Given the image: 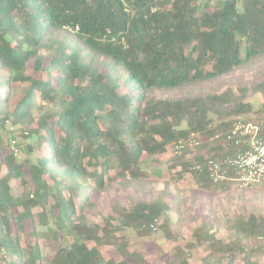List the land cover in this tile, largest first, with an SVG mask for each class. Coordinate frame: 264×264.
I'll list each match as a JSON object with an SVG mask.
<instances>
[{"label": "trees", "instance_id": "16d2710c", "mask_svg": "<svg viewBox=\"0 0 264 264\" xmlns=\"http://www.w3.org/2000/svg\"><path fill=\"white\" fill-rule=\"evenodd\" d=\"M262 56L264 0H0V89L9 90L0 95V264H42L39 238L57 242L48 264H146L128 232L151 233L159 218L178 239L161 197L126 204L113 194L103 212L95 193L115 182L137 194L167 146L225 132L237 121L227 118L253 113L264 127V78L253 85L263 98L256 110L245 88L194 92ZM231 152L203 144L171 167L190 170L203 192L220 191L229 183L193 165ZM228 229L220 239L202 222L167 264H189L198 243L207 248L200 264H260L264 218L239 215ZM106 246L120 258L106 257Z\"/></svg>", "mask_w": 264, "mask_h": 264}, {"label": "rangeland", "instance_id": "374dc122", "mask_svg": "<svg viewBox=\"0 0 264 264\" xmlns=\"http://www.w3.org/2000/svg\"><path fill=\"white\" fill-rule=\"evenodd\" d=\"M215 1L216 0H212L213 3ZM28 67H31V62L28 64ZM34 75L36 76L37 74L35 73ZM263 78L264 56L254 60L250 64H245L235 69L226 76L200 85V88L199 86L194 88V92L198 94L214 93L231 88L234 93L238 94L239 88H245L247 90L245 101L250 102L253 110H256L259 108V104L263 101V98L259 92L253 91V85ZM8 91L7 87L1 88L0 95H6ZM181 92L182 90H176L169 93V96H179ZM255 117H257L255 114L248 113L240 117L227 118L225 121L230 122L235 119H237V121H255ZM219 122L220 119L214 118L212 126H215ZM259 124L262 126L261 123ZM8 129L12 128L9 126ZM199 136H201L203 140L200 145L207 144L211 147L216 143V141L210 140L211 135ZM10 143L12 146V140ZM200 145L189 149V151H194ZM15 146L18 150L16 157L19 158V148L17 145ZM174 156L177 155L172 153L171 146H167L165 152L157 155L155 157L156 160L150 162L144 170L146 174L144 188L139 189L137 194H133V189H127V193L132 194L130 198L128 197L129 194L120 191L115 182L111 183V188L95 193V196L102 201L100 209L103 212L109 211L107 209V199L113 194H119V198L126 204H129L128 201L130 200L140 199L141 195H145L148 199L151 197H161L166 201L169 206L167 215L172 221L170 227L173 233L175 232L178 234V239L172 238L173 234L171 237L165 234L167 231L160 227V224L163 222L162 218L156 220L158 229L156 230V226L153 225L155 228L152 227L151 233L140 235L136 232H128L131 247L136 248L137 251L141 253L146 260V264H167L175 248L182 245L184 246L193 230L199 227L202 222H205L209 226L210 232H214L217 238L227 240L230 234L228 227L236 216L240 215V217L246 218L250 214H254L264 218V186H261L262 184L249 188H240L234 183H229V188L220 191L203 192L196 188L193 173L190 170L180 171L181 168L179 165L171 167ZM4 170L3 167L1 171ZM110 174H112V172H110ZM17 184L18 182L15 180L10 182L14 193L17 192ZM38 209L39 208H36L35 211ZM98 220L100 221V219ZM38 228L42 229L40 226ZM119 234H122V232H119ZM22 235L24 241L30 238L29 234L25 232ZM38 243L41 247L42 264H48V260L52 256L57 242L39 238ZM103 250V254L106 257H113L116 260L120 258L115 249L111 246H106ZM206 253L207 248L205 244L198 243L195 246H189L187 261L189 264H200L201 258L205 256ZM2 255L5 256V253ZM225 262L226 260L220 264H225ZM259 263L264 264V255L259 259ZM233 264L244 263L242 260L238 259L234 261Z\"/></svg>", "mask_w": 264, "mask_h": 264}, {"label": "built area", "instance_id": "2783aa9c", "mask_svg": "<svg viewBox=\"0 0 264 264\" xmlns=\"http://www.w3.org/2000/svg\"><path fill=\"white\" fill-rule=\"evenodd\" d=\"M210 140L225 149L231 148L232 152L222 158H216L213 154L204 155L203 161L193 165L194 170L205 172L214 184L234 183L240 188L264 184V128L258 122L238 120L227 131L212 134ZM202 141L198 134H191L174 142L171 151L179 155ZM15 145L16 140L12 139L11 148L17 155ZM4 253V250H0V254Z\"/></svg>", "mask_w": 264, "mask_h": 264}]
</instances>
